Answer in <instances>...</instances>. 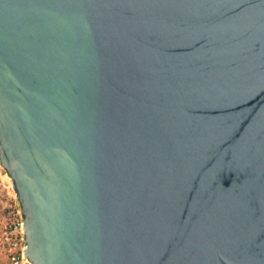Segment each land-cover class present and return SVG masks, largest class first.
Segmentation results:
<instances>
[{"label":"water","instance_id":"obj_1","mask_svg":"<svg viewBox=\"0 0 264 264\" xmlns=\"http://www.w3.org/2000/svg\"><path fill=\"white\" fill-rule=\"evenodd\" d=\"M0 168L29 264H264V0H0Z\"/></svg>","mask_w":264,"mask_h":264},{"label":"built area","instance_id":"obj_2","mask_svg":"<svg viewBox=\"0 0 264 264\" xmlns=\"http://www.w3.org/2000/svg\"><path fill=\"white\" fill-rule=\"evenodd\" d=\"M23 246L20 206L10 180L0 168V264H29Z\"/></svg>","mask_w":264,"mask_h":264}]
</instances>
